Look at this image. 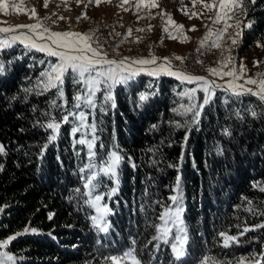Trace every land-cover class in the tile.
<instances>
[{
    "label": "trees",
    "instance_id": "16d2710c",
    "mask_svg": "<svg viewBox=\"0 0 264 264\" xmlns=\"http://www.w3.org/2000/svg\"><path fill=\"white\" fill-rule=\"evenodd\" d=\"M246 13L251 27L241 29L243 48L264 33V0H248ZM41 55L15 46L0 51L5 65L0 74V145L6 153L0 155V240L25 227L37 230L4 249L15 264H103L102 257L130 250L140 264H198L201 256L215 258L217 264L258 256L264 264V228L241 235L245 227L264 224V103L258 97L234 96L220 87L192 124L191 114H180L188 104L180 93L192 84L175 77L141 73L127 85H117L114 108L98 92L97 106L87 117L96 125L93 163L98 166L110 151L123 158L115 179L99 176L96 182L94 195L104 196L111 210L108 231L99 232L83 195V177L90 174L81 172L90 162L87 148L75 143L78 133L70 135L75 118L62 123L46 150L50 130L40 126L69 114L82 88L69 73L63 98L56 89L41 93L37 83L49 60ZM26 88L33 91L26 93ZM142 93L145 101L139 99ZM203 95L197 92V103ZM53 101L59 106L53 107ZM113 188L117 191L109 198ZM173 195L180 197L186 233L185 255L179 260L171 247L175 227L169 225V243L153 239L161 213L175 208L169 199ZM249 207L255 211H247ZM220 232L238 240L225 247Z\"/></svg>",
    "mask_w": 264,
    "mask_h": 264
},
{
    "label": "snow or ice",
    "instance_id": "6c2138e0",
    "mask_svg": "<svg viewBox=\"0 0 264 264\" xmlns=\"http://www.w3.org/2000/svg\"><path fill=\"white\" fill-rule=\"evenodd\" d=\"M112 0H88L89 4H95L97 7L101 3H111ZM193 7L197 5L201 6V11H193L189 15L188 11L185 10L184 14L189 15V18L203 16L205 13L210 15L207 16L211 20L213 25H220L218 29L213 31L212 28H208V31L200 41L201 47H203L211 39V47L221 48L222 41L227 38L231 40V45L237 44L236 37L241 35L240 31L230 33L229 29H240L242 21L238 19L239 16L246 15V7L248 0H191ZM255 3V0H251ZM76 3H81V0H76ZM48 0H44V6L47 7ZM131 4L136 9L159 7L157 0H120L118 5L124 11H128L124 5ZM87 6V5H86ZM15 8V4H9L8 0H0V12L8 13L9 8ZM83 15V14H82ZM163 16L164 13H161ZM36 17L35 9H31L30 18ZM81 17H78L80 19ZM83 18H86L84 16ZM64 19V17H59ZM166 25L172 26L176 31L181 32L183 25H178L171 18L167 17ZM244 27H251V23H247ZM18 29H27V32L18 31ZM145 29L139 28L137 31H144ZM148 30H151L149 26ZM169 34L170 39H177V36H173L169 31V27L163 29ZM193 27L190 31H195ZM132 30H128V35H131ZM0 34H3L0 38V51L4 49L12 48L17 43L23 45L25 49L34 50L41 52L49 57H55L56 62L51 63L47 70L40 73L41 79L37 83V87L42 92H47L51 89H56L58 96L63 98V84L65 76L69 73L73 75L75 83L83 85L82 93H78L75 99L74 107L79 109L83 105L89 109L96 108V96L98 92L103 91L105 104L111 103V106L115 107V101L113 96V89L117 85L127 84L129 81L135 79L141 73H145L148 76L160 77L161 75H168L175 77L181 83L196 84L197 87L186 89L180 93L182 97L188 99L187 106L182 105L183 112L181 115L191 114V123L197 124L201 117L202 111L206 105H208L215 94V90L219 89L221 85L215 83V81H209L202 76H194L185 73L179 69H174L171 62L167 57L163 58L158 63V58L150 54V58H138L132 59L124 57L120 60L109 59L107 53L103 50V47L97 43V40L93 39V35L82 34L79 32L66 31V32H53L47 27H44L42 23L37 21L34 24L18 25L15 27H0ZM119 35V34H117ZM214 37V39H212ZM187 36H183L181 42L187 41ZM93 44H96L94 47ZM257 46H260L259 43ZM230 51V48L228 49ZM176 60L183 61L182 57L176 56ZM235 58L231 55L225 56V58L219 62L218 68H209L207 71L210 76H217L220 78L231 77L227 82V86L224 88L226 92H229L234 96H241L250 94L259 98L260 101L264 102V73L258 74L259 79L248 78L244 80L243 84H238L236 81L242 79L246 73V68L243 64L240 65L239 70L235 68ZM43 63V61H41ZM258 63V62H256ZM5 71V65L0 63V74ZM245 85H252L255 88L245 87ZM26 93H30L33 89H24ZM203 92L202 103H197V92ZM40 94V93H38ZM146 94L139 96L140 101L147 99ZM53 107H58L55 101L52 102ZM104 110L103 108L101 109ZM48 115V113H45ZM73 116L79 121V125L72 129L73 135L83 129L90 128L92 135L90 139L81 138L75 143L86 145L88 149L89 164L85 165L81 172L88 171L90 174L83 177L84 184L83 188L85 191L83 195L87 196L88 199L85 201L87 206L94 210L95 214L90 216L92 226L99 232H107L109 225L106 217L110 214V209L106 203H103L105 197L100 194H95L96 182L99 176H108L109 178L115 179L117 176V169L122 161V156L117 151H110L107 157L102 160L98 166L93 163L95 153L93 151L95 141L96 125L95 123L89 125L86 123V114L83 111L78 113H69L64 115L60 120L51 118L47 123H41L40 126L50 130V135L47 137V143L44 144L43 149L46 150L48 145L55 141L59 135V131L62 123L69 121V116ZM255 116L256 113L252 112ZM180 125L177 124V127ZM225 134H228L227 129ZM88 133H84L87 136ZM187 137H185V140ZM5 149L0 145V155H5ZM43 156V150L41 151ZM179 190V177L176 181V189ZM80 193V189L75 190ZM116 188L111 189L107 196L110 198L115 192ZM264 191V188H261ZM175 205L174 209L165 208L161 213L159 219L160 225H154L156 228L157 235L153 237L154 240H160L164 243H169V234L172 225L176 228L177 235L175 236V242L171 244L172 252L177 260L185 255L184 246L186 243V233L182 227L181 212L183 209L179 205V195H173L169 198ZM251 205L252 201H248ZM2 210V209H0ZM249 212L255 210L251 207L247 209ZM49 219H52V214H49ZM255 227L264 228V224H257L253 228L245 227L241 232L244 233L254 230ZM29 232L36 233L37 230L34 228L25 227L22 232H17L14 235L8 236L6 239L0 241V264H15V257L9 254L7 251H3L7 246L15 240L18 236L27 234ZM219 235L223 238L224 246L227 247L231 242L238 240V237L228 235L225 232H220ZM134 243V242H133ZM103 264H140V261L136 258L134 250L125 252L122 256L109 255L102 257ZM199 264H217L215 258L205 256L201 259ZM233 264H262V260L258 256L245 257L242 256L238 260L234 261Z\"/></svg>",
    "mask_w": 264,
    "mask_h": 264
},
{
    "label": "rangeland",
    "instance_id": "374dc122",
    "mask_svg": "<svg viewBox=\"0 0 264 264\" xmlns=\"http://www.w3.org/2000/svg\"><path fill=\"white\" fill-rule=\"evenodd\" d=\"M8 2L10 5L15 4L16 7H10L8 13L0 12V27H15L34 24L39 21L44 27L53 32L73 31L90 34L103 47L109 59L120 60L124 57L147 59L150 58L151 54L158 58L159 63L163 58L167 57L174 69H179L194 76L205 77L209 81H215L223 89L227 86V82L231 77L210 76L207 70L209 68H218L219 62L225 56L231 55L235 58L234 63L237 71L241 64L247 70L242 79L236 81L238 84H243L244 80L248 78L259 79L258 74L264 73V33L258 36L248 47L243 48L241 29L246 22L244 15H242L238 17L242 21L240 29H229L230 33L241 32V35L236 37L238 41L236 45H231V40L225 38L221 42V48L211 47V39L201 47L200 41L205 37L208 28H212L215 31L220 25H213L211 20L207 18L210 15L208 13L199 18L192 17L190 19L189 15H191V12L201 11V6L197 5L194 8L191 0H157L159 7L151 10L143 7L136 9L131 4L124 5V7L128 8V11H124L118 6L120 0H112L111 3H101L98 7L95 4H89L88 0H81L79 4L76 3V0H48L47 7L44 6V0H8ZM33 8L36 11V17L30 18V11ZM185 10L188 11L189 15L184 14ZM161 13H164V15L162 16ZM84 16L86 18H83ZM168 16H171L176 24L183 25L182 33L176 31L172 26L166 25ZM59 17H64V19H59ZM78 17L81 18L78 19ZM149 26H151L150 31L148 30ZM166 26L169 27V31L173 36L178 37L177 39L169 38V34L163 30ZM193 27L196 30L190 31ZM139 28L145 30L137 31ZM129 29L132 30L131 35H128ZM18 31L27 32V29H18ZM2 36L3 34H0V38ZM183 36H187L186 42H181ZM258 43L260 46H257ZM14 46L24 51L28 50L19 43ZM93 46L95 47L96 44H93ZM229 48L230 51H228ZM42 55V57L49 59L45 63L46 68L42 70L43 72L48 69L51 63L56 62V58L49 57L44 53ZM176 56L182 57L183 61L176 60ZM193 87H197V85L192 84L187 89ZM245 87L255 88L252 85H245ZM81 88L83 89V85H81ZM183 88L182 90L185 91L186 88ZM78 93H82V91ZM101 96L104 99L103 91H101ZM74 105L75 99L72 108L69 109V113L85 112L86 123L91 125L87 121V117L88 113L92 116L94 109H89L83 105L77 109ZM78 125L79 121L75 119L70 129L71 137L74 136L72 129ZM77 133V141L81 138L89 139L84 136V133H91V129L86 128ZM85 147L87 148L86 145ZM126 263L128 264V262Z\"/></svg>",
    "mask_w": 264,
    "mask_h": 264
}]
</instances>
